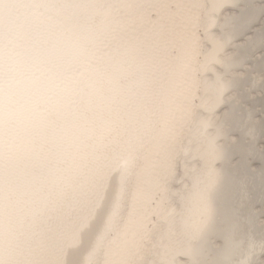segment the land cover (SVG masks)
<instances>
[{
	"label": "bare ground",
	"instance_id": "1",
	"mask_svg": "<svg viewBox=\"0 0 264 264\" xmlns=\"http://www.w3.org/2000/svg\"><path fill=\"white\" fill-rule=\"evenodd\" d=\"M173 1L176 8L182 7L181 10L190 16L192 10L188 8L204 6V28L212 49L207 52L202 69H211L210 63L220 61L221 43L209 30L215 27L216 14L230 0ZM77 8L90 11L78 19ZM145 9L144 0H109L108 3L106 0H53L51 3L0 0V264H15L23 251L33 255L34 250L29 249L37 243L28 246L27 250L26 239L37 231L36 225L44 220L46 213L61 204L66 208L73 207L78 195L86 188L93 192L98 181L109 179L96 208L79 228L72 229L71 240L64 246L57 262L89 264L115 227L120 210L118 203L138 146L149 143L150 153L155 145L166 139L168 130L176 129L173 123L169 128L163 119L173 98L179 100L176 110L190 111L191 106L181 102L182 98L186 99L185 93L172 91V87L179 74L193 70L198 37L183 35L181 38L176 61L167 69L168 80L161 96L164 102L159 109L150 95L141 97L135 90H143L156 75L153 63L148 62L145 66L138 63L146 46L145 40L107 50L99 45V39L111 38L116 33V39L122 37L118 33L124 25V17L119 14L129 12L131 16L141 18ZM193 18H190L191 23L189 18L181 19H186L192 27L195 24ZM146 55L149 61L153 57L154 62L159 60L152 51H147ZM41 70H46V83L38 91L31 81ZM187 85L193 86L190 81ZM225 88L224 83L206 84V98L200 107L211 112ZM157 118H160L159 126L153 128L152 122ZM208 126L210 123L205 119L196 121L188 139L195 145L182 151L189 153L188 156L200 157L206 166L204 177L193 179L183 218L186 234L191 240L201 237L214 216L212 191L219 181V173L212 164L220 159L221 150L215 143V136L205 131ZM170 147L161 151L162 156L172 153ZM99 158L101 162L97 160ZM122 159L125 160L122 162ZM92 161L87 168L85 163ZM143 167L136 176L139 181L147 180L151 171L161 169L162 165L145 157ZM114 169L116 172L113 173ZM165 169L171 173L169 166ZM84 183L85 189L81 187ZM45 196L47 209L42 214L38 202ZM143 227L144 221L140 218L134 229L139 232ZM193 250L192 245H187L186 254L191 256ZM105 253L111 255V249L107 248ZM228 255L226 250L219 259L227 260ZM250 255L247 252L240 264H247ZM121 260L122 255L117 253L106 264Z\"/></svg>",
	"mask_w": 264,
	"mask_h": 264
},
{
	"label": "rangeland",
	"instance_id": "2",
	"mask_svg": "<svg viewBox=\"0 0 264 264\" xmlns=\"http://www.w3.org/2000/svg\"><path fill=\"white\" fill-rule=\"evenodd\" d=\"M44 1L51 3L53 0ZM231 1L224 5L219 11L221 13L216 14L215 27L209 30L221 43L218 53L220 61L210 63L211 69L205 71L202 65L207 52L212 49V43L207 39L204 28V6L201 9L193 6L188 8L192 10L191 16L195 21L194 26L190 27L192 17L181 10L182 7L176 8L173 0H144L146 9L141 18L134 17V14L131 16L129 12L119 14L124 17V25L118 33L122 37L116 39V33L111 38L99 39V45L104 50L145 40L146 46L143 54L140 53L142 56L138 63L142 66L153 63L152 69L156 75L143 90H135L141 97L150 95L157 109L164 102L161 96L168 80L167 69L170 63L176 61L181 38L183 35L198 37V45L193 70L179 74L172 87V91L185 93L186 99L182 98L181 102L184 105L188 103L190 111L185 113L176 110L179 100L173 98L168 103L163 119H166L169 128L173 123L176 129L168 130L166 139L160 145H155L151 154L148 152L149 143L138 146L132 170L124 184V193L118 203L120 210L115 227L109 232L99 254L89 264L109 263L117 253L122 255V260L114 261V264H240L247 252L251 253L247 264H264V0ZM203 3L207 1L203 0ZM91 6L94 7L93 4ZM83 11L80 9L75 12L78 19L83 18L90 9ZM184 17L189 18L190 23L181 19ZM147 51H152L159 60L154 62L156 59L153 57L149 61L146 58ZM188 80L192 87L187 85ZM214 83H224L226 88L220 101L213 105L211 112H207L200 104L206 98L205 85ZM197 119H205L210 123L205 131L215 136L221 157L212 164L219 173V181L212 191V222L201 237L191 240L186 234L183 218L193 179H202L206 166L200 157L188 156L189 153L186 155L182 151L195 145L188 139ZM159 122L160 118L154 119L152 127L157 128ZM170 145L172 153L162 156L161 151ZM145 157L157 161L162 167L148 172L150 175L147 180L139 181L136 176L140 168H144ZM97 160L101 162L100 158ZM93 162H86L85 166L88 168ZM165 164L171 173L167 172L166 166L163 168ZM108 181H98L97 189L94 188L93 192L86 191V183L82 184L85 190L73 203L74 208H66L61 204L49 210L44 220L36 225L37 231L26 239L27 250L28 246L37 243L29 249L34 250V254L23 251L19 259L13 260L14 263L57 264L64 246L71 240V232L79 228L96 208ZM140 218L144 221V227L139 231L141 234L134 229L135 222ZM187 245L194 247L191 256L186 254ZM107 248L111 249V255H106ZM175 250H179V253H175ZM226 250L229 254L227 260H220L219 255Z\"/></svg>",
	"mask_w": 264,
	"mask_h": 264
},
{
	"label": "clouds",
	"instance_id": "3",
	"mask_svg": "<svg viewBox=\"0 0 264 264\" xmlns=\"http://www.w3.org/2000/svg\"><path fill=\"white\" fill-rule=\"evenodd\" d=\"M32 85L39 91L44 88L46 83V70H41L39 75H37L32 81ZM40 207L39 211L43 214L47 209V196H45L41 201L38 202Z\"/></svg>",
	"mask_w": 264,
	"mask_h": 264
}]
</instances>
